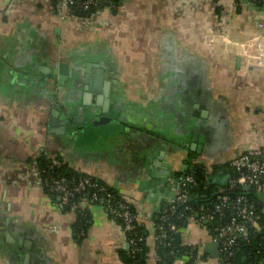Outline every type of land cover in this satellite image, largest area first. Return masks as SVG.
Segmentation results:
<instances>
[{"label": "crops", "instance_id": "0c3cea01", "mask_svg": "<svg viewBox=\"0 0 264 264\" xmlns=\"http://www.w3.org/2000/svg\"><path fill=\"white\" fill-rule=\"evenodd\" d=\"M261 17L243 0H123L115 12L66 19L55 0H0V264H126L122 227L90 200L78 203L91 227L76 239L77 209L68 212L42 187L39 160L50 155L131 205L153 264L151 216L169 207L178 181L194 170L209 180L240 153L264 147ZM100 61L110 113L98 108L85 126L56 133L53 107L77 115L80 69ZM63 62L70 80L56 87L39 69ZM200 140L197 154L191 147ZM148 170L153 202L140 189ZM177 240L197 244V264H222L206 251L212 241L203 228L185 226Z\"/></svg>", "mask_w": 264, "mask_h": 264}, {"label": "built area", "instance_id": "2783aa9c", "mask_svg": "<svg viewBox=\"0 0 264 264\" xmlns=\"http://www.w3.org/2000/svg\"><path fill=\"white\" fill-rule=\"evenodd\" d=\"M117 0H55L56 11L60 15L61 19H66L67 16H71L75 8H79L84 12L91 9H99L104 11H115L118 7ZM236 1V0H235ZM246 4L256 5L261 13L262 17L257 24L259 30H264V0H243ZM248 3H247V2ZM105 3V7L102 6ZM261 54L264 56V44L261 47ZM48 160H51L53 167H60L61 164L55 156H46ZM230 166L236 171L240 172V176L236 179L233 177L229 181V185L226 189L234 190L239 187H249L254 190L257 195L264 198V147L258 150L245 151L234 157L230 161ZM197 186V181L192 175H185L178 181L177 193L174 199L169 203L167 211H176L180 207H184L185 211H189V215L186 220V226H198L203 228L210 241L219 243L220 258L222 264H235L232 258L235 256L236 251L239 249L241 243H249L253 239L254 234L264 232V206L259 214H255L248 204V199L245 196H239L232 204L233 209L236 212L237 218H233L230 222L221 224L219 223L217 215H221L225 209L228 208L230 199L227 196H223L222 193L226 189L218 190L219 205H216L214 209L208 210L204 205L200 207L199 213L192 211L188 206L191 201L190 192ZM50 190L59 195V199L63 205H68L76 195H82L83 193H92V200L98 203L107 213L114 217L120 218L124 223V233L129 234L126 237L128 248L133 253L137 252V240L134 236L135 226L134 223L141 225V219L138 214H135L125 200L122 202H115V197L109 189L100 184L98 180L85 177L78 181L68 180L66 178H59L52 180L50 184ZM79 206L75 205L77 209ZM167 216L163 215L160 221H167ZM152 226L154 224L152 223ZM171 230L178 232L175 226H171ZM160 241V237H155V243ZM188 247H192L198 255L193 260V264H197L199 261L200 248L197 244L185 243ZM152 263L159 264L160 258L154 249L152 256ZM189 260L178 259L174 264H188ZM149 264V258L147 260Z\"/></svg>", "mask_w": 264, "mask_h": 264}, {"label": "trees", "instance_id": "16d2710c", "mask_svg": "<svg viewBox=\"0 0 264 264\" xmlns=\"http://www.w3.org/2000/svg\"><path fill=\"white\" fill-rule=\"evenodd\" d=\"M236 1L239 2L240 0ZM116 4L118 7L119 0L116 1ZM102 6L105 7V3H103ZM97 11H99V9H91L90 11L84 12L79 8H75L72 16L89 17ZM39 165L42 187L47 194L55 198H59V195L50 190L52 180L66 178L68 180L78 181L81 178L88 177L77 172L69 171L64 165H61L60 167H53L51 160H48L45 156L39 160ZM227 168L231 172L234 179L240 176L241 173L236 171L230 165L227 166ZM185 175H192L197 181V186L190 192L191 201L188 203V206L192 209V211L199 213V209L203 205L208 210L212 211L216 205L220 204V201L218 200L219 195L217 194L218 190L216 187L208 185V175L203 170L190 171ZM99 183L104 185L101 181H99ZM107 188L115 197L116 203L123 201L122 197L115 190L110 187ZM91 195L92 193L76 195L75 199H73L70 204L65 205V209L68 212H73L74 206L84 200H90L94 204L99 205L92 200ZM222 195L227 196L230 199V203L228 208L225 209L221 215L216 216L221 224L228 223L233 218H237L232 204L239 196H245L248 199V204L251 206V209L255 214H259L264 206V198L257 195V193L252 189L249 191H245L243 187H239L234 190L226 189L223 191ZM132 210L135 214H137L133 208ZM74 212L76 214V221L73 225L75 237L78 241L82 242L91 227V217L86 209H77ZM163 215H166L168 218L165 222L160 221ZM188 215L189 211H185L184 207H180L176 211L163 212L153 218L152 223L154 226H152V231L154 232V237H160V241L155 243L156 253L160 258L159 264H174L178 259L189 260L188 264H193V260L197 257L198 253L193 250L192 247L185 246L178 241L177 232L171 230V226H175L177 230L183 229L186 226ZM110 217L117 222L124 231L123 221L120 218ZM134 226L136 227L134 230V236L137 240L138 251L133 253L131 249L128 248L125 255V263L147 264L150 253V249L147 246V229L137 222L134 223ZM125 235L126 237H129L128 233ZM231 261L235 264H264V232L254 234L253 239L249 243H241Z\"/></svg>", "mask_w": 264, "mask_h": 264}, {"label": "water", "instance_id": "95a60500", "mask_svg": "<svg viewBox=\"0 0 264 264\" xmlns=\"http://www.w3.org/2000/svg\"><path fill=\"white\" fill-rule=\"evenodd\" d=\"M122 1L123 0H119L120 3ZM39 71L44 77H49L53 81V85L56 87H65L67 82H69L70 80V65L66 62L59 63L52 69L40 68ZM78 76L79 77L76 79V82L78 84L82 83L83 90L82 104L76 110L78 114L70 118L68 112L64 110L63 107H61L59 102H57V105L53 107L52 116L59 119V126L61 127L59 131H56V133L58 134L65 135L69 126H72L74 130L79 129L80 126H85L87 124L88 118L90 116L92 117L96 115V109L98 108L102 110L103 114L107 115L110 113L111 83L108 81L105 63L103 61H100L98 63L87 62L85 63V67L80 69ZM42 81L46 86L48 85V82L45 81L44 78L42 79ZM75 85L76 87H79V85ZM74 108H77V106H74ZM203 115L205 116V113H203ZM53 125L54 121L51 120L49 126L51 127ZM147 129L149 130V127ZM191 149L197 154L201 153V140L199 141V144L197 146L192 145ZM152 174L153 172L151 170H148L147 180L140 183L141 190L143 189L145 193L150 191L151 194L147 193L144 195V199H148V201L150 202L154 201V195L157 193L156 189L151 188L153 184H155ZM231 178L232 174L230 171L221 172L216 175L210 176L208 185L215 186L219 189H226ZM244 190L249 191L250 188L244 187ZM175 196L176 195L171 194V199H174ZM167 208L168 205L166 204L160 209H156L154 215L166 211ZM154 215L151 216V220H153ZM219 249V243L212 242L206 245V251L214 258L220 257Z\"/></svg>", "mask_w": 264, "mask_h": 264}]
</instances>
